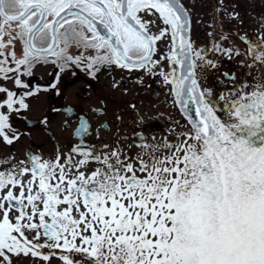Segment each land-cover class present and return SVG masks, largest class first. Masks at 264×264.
Returning a JSON list of instances; mask_svg holds the SVG:
<instances>
[{
  "label": "snow or ice",
  "instance_id": "1",
  "mask_svg": "<svg viewBox=\"0 0 264 264\" xmlns=\"http://www.w3.org/2000/svg\"><path fill=\"white\" fill-rule=\"evenodd\" d=\"M189 16L180 0H0V79L16 73L26 89L21 67L30 75L49 57L60 71L70 63L93 76L104 65L144 70L171 85L190 125L182 141L142 145L148 159L78 146L79 160L30 155L0 170V264L50 262L56 250L68 253L62 264H264V80L218 104L197 77V67L216 63L194 48ZM166 37L170 52L154 59ZM17 41L20 59L5 52ZM72 45L96 55L70 56ZM249 52L264 67V39ZM0 94V141L12 145L20 137L9 114L29 106L4 87ZM91 162L98 167L88 174Z\"/></svg>",
  "mask_w": 264,
  "mask_h": 264
},
{
  "label": "flooded vegetation",
  "instance_id": "2",
  "mask_svg": "<svg viewBox=\"0 0 264 264\" xmlns=\"http://www.w3.org/2000/svg\"><path fill=\"white\" fill-rule=\"evenodd\" d=\"M180 2L190 14V38L194 48L216 63L215 68L197 67L196 72L201 85L214 93L218 104L225 103L218 97L224 94L227 99L234 87L250 91L251 87L243 89V86H254L264 80V67L249 52L250 44H259L264 39V0ZM160 27L162 25L157 22L151 31L158 33ZM215 46L221 51H214ZM157 48L154 59L159 60L170 52V39L166 37L160 41ZM13 50L17 59L22 58L23 43L17 41L14 49L10 47L5 52ZM67 54L90 57L96 52L72 45ZM54 59L49 57L48 62H35L30 75L26 74V67H21L19 78L29 85L26 89L16 86V73L0 79V87L17 93V98L22 97L29 106L27 110L9 114L10 123L20 139L14 140L12 145L0 141V170L7 171L19 161H27L30 155L54 161L57 154L62 158L71 154L74 160H79L81 157L72 152L78 146L94 148L95 154L101 157L119 149L126 156L136 158L139 155L148 159L149 149L142 145L162 147L165 143H177V136L182 141V134L190 129L179 106L174 103L171 85L159 74L144 70L129 72L115 65H104L93 76L86 67L70 63L60 71L57 67L60 62L52 63ZM161 63L165 72L170 71L168 60ZM5 66L14 67V64ZM72 88L76 89L72 95L75 101L69 93ZM28 92L33 95H26ZM6 98L5 94H0V99ZM82 122L88 126L86 133L79 131ZM96 167L98 165L91 162L84 170L90 174ZM28 235L31 239L34 233ZM66 254L56 250L50 262H43L62 264L59 256ZM70 255L73 259L78 258L76 253Z\"/></svg>",
  "mask_w": 264,
  "mask_h": 264
},
{
  "label": "rangeland",
  "instance_id": "3",
  "mask_svg": "<svg viewBox=\"0 0 264 264\" xmlns=\"http://www.w3.org/2000/svg\"><path fill=\"white\" fill-rule=\"evenodd\" d=\"M75 91H76V89H73V88H72V90L69 91V93L71 94V98L72 99H73V96L72 95H73V93H75ZM114 107H115V105L112 106V108H114ZM16 264H45V263L43 261H38L37 263H35L34 261H32L30 259H24V260H18V261H16Z\"/></svg>",
  "mask_w": 264,
  "mask_h": 264
}]
</instances>
